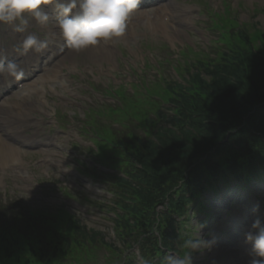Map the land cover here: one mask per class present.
Here are the masks:
<instances>
[{
	"label": "rangeland",
	"instance_id": "rangeland-1",
	"mask_svg": "<svg viewBox=\"0 0 264 264\" xmlns=\"http://www.w3.org/2000/svg\"><path fill=\"white\" fill-rule=\"evenodd\" d=\"M171 2L169 5L178 4L180 8L188 12L185 15L188 25L187 27L179 28L182 33H180L178 38H171L164 33H157L145 25L139 32L143 34L140 35L138 40L133 37L128 41L127 49L121 48L120 44L123 42L121 40L110 41L108 42L110 47L106 49L108 54L99 51V56H95L97 57L95 60L85 59L84 57L87 56L81 54L82 51H73L60 63L62 64L61 68L66 65L71 66L74 61L93 64L94 66L92 65L90 69L84 71L81 70L83 63L79 64V67L75 70L81 75V78L71 73L64 78H59L63 81L61 83L59 81H50V74L48 76L46 72H38L36 74L37 77H34L35 83L31 85L29 94L26 97H15V95L6 97L11 101L21 102L22 107L27 111L25 112V117L43 120L42 125L38 124V127L42 129L39 133L46 131H49V133L41 140L54 143L53 138H58L55 141L57 146L49 145L43 148L42 151H37V148L20 149L16 154V162H12L13 164L16 163L14 167L9 168L10 164L8 162H1L0 160V199L7 203L20 201L29 209L48 210L52 206L59 205L58 200L60 198L64 201L65 198L62 196L64 192L72 191L74 195L82 197L83 194H80L81 192L74 191L82 190L84 192L81 189V183L76 179L78 175L71 173L77 159L83 163L86 162L85 165L89 162L87 150L91 148L92 144L89 142L87 135L84 134V130L81 129L83 127L82 122L85 120V113L90 108H93V111L90 112L92 114L94 108L102 109L98 105L108 104L102 99L100 91L95 90L98 93L96 95H89L85 92L87 86H92L94 82L114 84L111 79L119 80L120 76L126 84L129 83L127 78H133L139 82L142 65L144 59L147 58L146 53L152 49L156 56H159V59H166L168 65L179 63L184 68L185 65H182L184 62L182 53L192 59L190 54L192 47L195 50H197V47H212L210 49L215 51L216 47L220 45L217 42L213 46L218 34V32L212 30L213 23L225 31V34L221 33L219 43L223 44L222 41L225 40L232 46L236 44L241 47L243 45L238 42V37L230 36L231 34L229 33L233 27L246 24L252 43L255 48H258L257 38L264 33V0H172ZM178 22V19H174L171 21L170 26L174 27ZM168 33L172 34V31L169 30ZM186 46L190 50L186 49ZM212 50L209 53H213ZM126 51L128 60L131 59V61L128 63L126 60L119 63L122 72H117L116 74L115 71L109 70L108 67L114 68L117 66L116 63L112 62L113 58L118 60V55ZM91 52L93 53L92 50ZM101 54L104 55L100 56ZM164 67L163 77H168L169 80H179V76L174 74L171 68ZM132 69L136 71V75L132 74ZM106 72L113 78H108L105 74ZM154 80L155 74L150 76L147 82ZM36 88H39L40 91L33 90ZM17 91H14V94ZM41 91L43 93H40ZM4 108L1 112H4L3 115L9 116L10 111L7 103ZM43 113H47L49 116H42ZM56 156H59V158H56ZM51 158H55V160L65 164L67 169H56L53 168V162H45ZM15 167L17 168L13 170L12 168ZM21 178L24 180H21ZM195 211L196 207L193 217ZM259 215L264 219V209H261ZM192 219V227L194 228L190 238H194L200 225V223L195 224L194 218ZM84 222L89 227H97L91 222L85 220ZM102 230L108 231L110 236H113L111 226L104 227ZM198 235L203 237L199 232ZM203 254L207 259L209 258L207 250ZM214 260H216V262L214 261L215 264H226L224 255L215 256ZM207 264H213L212 259L210 262L209 258Z\"/></svg>",
	"mask_w": 264,
	"mask_h": 264
},
{
	"label": "trees",
	"instance_id": "trees-1",
	"mask_svg": "<svg viewBox=\"0 0 264 264\" xmlns=\"http://www.w3.org/2000/svg\"><path fill=\"white\" fill-rule=\"evenodd\" d=\"M240 40L250 46L245 34L240 35ZM260 40L257 50L248 47L233 49L220 64L206 71L208 79L194 73L188 86L177 85L175 89H169L176 92L174 97L183 101V105H179L183 106L182 110L193 115L192 121L198 132H183V137L173 138L165 135L168 140H163L160 148H147L150 157L144 161L146 168L158 172L156 174L159 178L165 177L166 172L179 160L188 155L193 160L216 147L227 129L241 123L242 118L249 114L247 124L264 137V35H261ZM257 138L258 143L253 150H249L253 157L248 156L246 161H255L258 156L264 158V145L260 143V136ZM239 158L236 157V160ZM236 160L230 156V166L234 167ZM137 192L139 191L136 190L135 194ZM153 204L151 202L147 206L151 207ZM125 210L127 215L124 218L132 217L133 214L138 221L140 210L137 207L131 210L130 207H125ZM138 223L135 224L136 227Z\"/></svg>",
	"mask_w": 264,
	"mask_h": 264
},
{
	"label": "clouds",
	"instance_id": "clouds-1",
	"mask_svg": "<svg viewBox=\"0 0 264 264\" xmlns=\"http://www.w3.org/2000/svg\"><path fill=\"white\" fill-rule=\"evenodd\" d=\"M141 0H0V27L8 26L21 34L14 51L20 56L41 53L50 39L29 31L33 24L46 26L57 23L64 44L80 52L101 43L116 41L126 35L128 21ZM52 5L49 9L48 6ZM22 80L25 69L21 62L9 60L0 53V78ZM255 211V209H254ZM185 239L181 253H169L164 264H192V254L210 250L215 240L198 235ZM245 242L251 245L249 264H264V221L257 218L245 232Z\"/></svg>",
	"mask_w": 264,
	"mask_h": 264
},
{
	"label": "bare ground",
	"instance_id": "bare-ground-1",
	"mask_svg": "<svg viewBox=\"0 0 264 264\" xmlns=\"http://www.w3.org/2000/svg\"><path fill=\"white\" fill-rule=\"evenodd\" d=\"M39 30L40 29H38V31ZM55 30L56 29L52 30L53 33L55 32ZM51 37L54 38V36H51ZM2 45H4V44L2 43ZM91 50L93 51V53L91 52ZM44 51L41 52V53H33V55L37 54V57L35 58V61L40 59L42 57V55L45 54ZM99 51H102V50L99 49L96 46L94 48H90V49H87V50H82L81 54L86 55L87 57H84V58L87 59V60H90V59L91 60H95V59H97V57H95V56H99L98 55ZM30 55L31 54H27L25 56H21V58H23V60H24V61L21 62V66L23 68L27 67V69H28L31 66L30 64L27 63L30 60ZM57 57H54V59L57 58ZM62 60H63V58L60 61H62ZM9 84H10V82L7 80L6 77L0 78V89H1V87H6ZM26 85H28V84H26ZM30 85H31V83H29V85L27 87H29ZM23 92H26V91L24 90ZM18 105H19V103H18ZM16 107H19V106H16ZM0 120L4 121V120H6V118L3 119V117L0 115ZM21 128H22L21 126L5 128L3 125L2 126L0 125V160L1 161H5V162H13L14 161V154H16L17 149L12 144H10L9 141L5 138V137H8V134H5V133H8V131L13 130L12 131V134L14 136L13 138H14L15 141H18L17 140L18 139V133L20 132ZM19 139H21V137H19ZM20 142L26 143V141H24V140L20 141ZM220 254H223L225 256L226 264H236V262L235 263H231V260H232V258H234V255H235L234 250L224 249V253H220ZM215 256H216V254L214 252H212V256L211 257L215 258ZM214 258L212 259V263L213 264H215V262H216V260H214Z\"/></svg>",
	"mask_w": 264,
	"mask_h": 264
}]
</instances>
